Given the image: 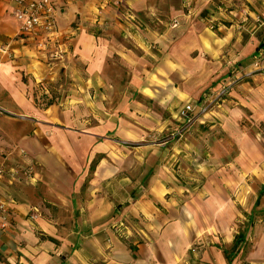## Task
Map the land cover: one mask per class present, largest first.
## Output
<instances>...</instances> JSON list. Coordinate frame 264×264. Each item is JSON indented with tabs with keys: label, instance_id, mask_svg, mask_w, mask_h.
<instances>
[{
	"label": "crops",
	"instance_id": "0c3cea01",
	"mask_svg": "<svg viewBox=\"0 0 264 264\" xmlns=\"http://www.w3.org/2000/svg\"><path fill=\"white\" fill-rule=\"evenodd\" d=\"M51 1L38 46L0 0V264H264V0Z\"/></svg>",
	"mask_w": 264,
	"mask_h": 264
},
{
	"label": "built area",
	"instance_id": "2783aa9c",
	"mask_svg": "<svg viewBox=\"0 0 264 264\" xmlns=\"http://www.w3.org/2000/svg\"><path fill=\"white\" fill-rule=\"evenodd\" d=\"M14 2L15 7L12 15L17 21V35L19 37L34 39L38 46H45L48 41L54 39L56 27L51 0H14ZM259 18L264 21V10L259 13ZM0 52L9 54L6 43H0ZM58 55L59 53L54 50L49 53L48 57L53 59ZM226 91L227 86H220L214 94H211L212 97L208 105H213L219 101L226 94ZM198 106L200 107L201 103ZM182 109L184 121H188L190 117H187L186 114L192 111L193 106L190 103H185ZM200 109L203 111L202 106ZM178 128L175 132H182L181 127ZM19 152L22 153V150H19ZM35 165L33 161H16L7 165L5 160L0 158V179L5 176L14 184L28 183L35 177ZM9 214V201L0 194V230H6L10 227Z\"/></svg>",
	"mask_w": 264,
	"mask_h": 264
},
{
	"label": "rangeland",
	"instance_id": "374dc122",
	"mask_svg": "<svg viewBox=\"0 0 264 264\" xmlns=\"http://www.w3.org/2000/svg\"><path fill=\"white\" fill-rule=\"evenodd\" d=\"M224 96L225 95H223L222 98H224ZM211 97L212 96H209L207 101H204V102L200 101L203 111L210 109L211 105H208V102H209ZM219 100H221V99H219ZM217 102L214 103V104L216 105ZM188 103H190V102H188ZM190 104L193 105L194 103L192 102ZM195 104H197V103L195 102ZM174 124H175V122H172L171 124H169L171 126V128H168L167 130H160V131H153L152 130L151 132H149L151 134L146 135L147 136L146 140L151 139L152 141H157V142L162 141L163 142V140L168 139L170 137H173L172 140H175L176 137H181V136H183L181 138H184V137L186 138L187 137V140H188V138L189 139L197 138V135L199 136V134L202 131L206 130V128H200V125H195V123H190L191 126H189V127L187 126L186 127L187 129L181 125L180 127H181L182 132H175L176 130L173 131ZM170 132H172V133H170ZM191 141H194V139L193 140L191 139ZM196 148H199V147L196 146ZM195 150L197 151V149H195Z\"/></svg>",
	"mask_w": 264,
	"mask_h": 264
},
{
	"label": "trees",
	"instance_id": "16d2710c",
	"mask_svg": "<svg viewBox=\"0 0 264 264\" xmlns=\"http://www.w3.org/2000/svg\"><path fill=\"white\" fill-rule=\"evenodd\" d=\"M239 237H240V233H237L236 236H235V241H234V243L231 246L232 248H234L236 246V243L239 241Z\"/></svg>",
	"mask_w": 264,
	"mask_h": 264
}]
</instances>
